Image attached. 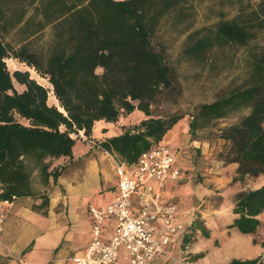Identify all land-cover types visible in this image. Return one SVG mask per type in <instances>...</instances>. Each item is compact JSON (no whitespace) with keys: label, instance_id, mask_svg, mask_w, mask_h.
Wrapping results in <instances>:
<instances>
[{"label":"trees","instance_id":"obj_1","mask_svg":"<svg viewBox=\"0 0 264 264\" xmlns=\"http://www.w3.org/2000/svg\"><path fill=\"white\" fill-rule=\"evenodd\" d=\"M177 0H47L61 17L44 18L36 30L50 24L52 40L45 52L32 49L24 37L16 46L0 37V198L11 200L35 193L32 173L42 182L55 181L59 165L53 158L70 156V132L89 136L93 121L115 120L133 108L145 117L115 135L98 140L101 148L127 163L159 141L181 115H154L151 105L172 83V70L152 35L161 15ZM23 14V13H22ZM17 17V23L27 17ZM22 21V22H23ZM29 34V35H30ZM247 30L235 18L218 20L213 29L189 46L243 42ZM12 55L51 85L57 105L49 103L48 88L27 69L8 71L4 57ZM13 80L23 85L17 90ZM245 108L234 122L219 128L227 142V162L236 174H264V52L252 56L242 81L209 100L194 105L187 123L193 133L235 110ZM22 118L24 121L20 120ZM46 197H44V202ZM264 207V184L236 193L231 224L240 232L254 230ZM221 264H261L259 256L231 258Z\"/></svg>","mask_w":264,"mask_h":264},{"label":"crops","instance_id":"obj_2","mask_svg":"<svg viewBox=\"0 0 264 264\" xmlns=\"http://www.w3.org/2000/svg\"><path fill=\"white\" fill-rule=\"evenodd\" d=\"M59 14L57 5L49 6L42 17H55ZM29 16L30 12L27 9L22 15H17V17ZM5 59H8L10 70L31 69L35 72L32 66L13 56H7ZM39 77L43 76L39 75ZM20 85L21 89L23 85ZM144 117L141 110L133 108L129 112L120 113L115 120L96 119L93 121L89 136L100 140L118 134L124 127L137 123ZM175 124L176 122L164 132L160 141L174 148L177 155L176 145L174 147L169 140L163 138L168 136L175 142L181 140L182 125L178 124L176 128ZM201 144L203 145L204 141H201ZM52 164L59 165V172L55 181L48 179L45 184L46 189L42 191L47 197L43 212L29 206V195L15 197L6 205L5 220L0 235V262L3 257H7L6 264H72L66 257L81 249L88 238V203L103 205L113 196L115 173L111 157L103 151L89 148L80 138L74 139L70 156L60 155L53 158ZM218 167L213 170L211 166L204 165L203 169L208 170L204 172L203 181L206 185L189 183L187 177L176 183L168 182L170 183L168 192L176 196L175 200L184 225L183 229L172 237L171 252L176 246L185 244L184 250L192 255L195 264H221L231 258L245 259L256 256H259L262 264L264 257L260 253L264 249V243L261 239H257V236L264 230V207L255 214L259 221L254 230L240 232L236 226L230 225L233 217L237 215L231 209L234 198L229 201L228 219L224 223H218L221 222V218L215 216L214 212H220V208L206 200L205 195L201 196L213 192L208 182H212L213 188L222 186L220 191H217L220 193L230 190L233 186H236L234 192H241L264 184V174L249 176L244 174L241 179H232L236 174V162L220 164ZM226 168L233 170L228 172ZM87 175H91L93 179L90 196H85L82 202L78 203L79 191L84 187ZM250 176L258 178L259 182L251 185V178H248ZM38 202V198L33 200L34 204ZM132 202L137 205L134 199ZM112 225V219L106 218L103 224L106 235L111 232ZM165 262V257L158 256L149 264ZM114 264H128L123 250L120 251Z\"/></svg>","mask_w":264,"mask_h":264},{"label":"rangeland","instance_id":"obj_3","mask_svg":"<svg viewBox=\"0 0 264 264\" xmlns=\"http://www.w3.org/2000/svg\"><path fill=\"white\" fill-rule=\"evenodd\" d=\"M46 2L47 0H0L1 39L9 45L16 46L28 36L27 42L32 49L45 52L52 40L50 24H44L32 34L30 32L36 30L39 23L45 20L40 17L49 8ZM26 9L30 12V16L17 23V15H22ZM231 18H235L247 30L248 36L243 42H213L200 50L189 47L199 35L211 31L218 20ZM152 40L156 47L162 50L171 67L172 83L156 97L151 105V111L154 115L170 113L181 115L175 121L176 128L178 124L182 125L181 140L175 142L168 136L163 137L174 147L176 145L177 149L176 160L180 171L178 177L171 181L176 183L187 177L189 183L206 185L203 181L204 172L208 170L203 169L204 165L211 166L214 170L219 168L218 165L228 163L225 155L228 144L219 137L218 127L234 122L245 113L246 109L235 110L225 117L213 120L210 124L198 126L193 133L188 131L187 123L194 105L209 101L217 93L242 81L250 69L252 56L264 52V0H177L159 18ZM6 57H4L5 65L8 71H11ZM28 73L48 88L47 101L57 105L47 79L44 76L39 77V74H35L31 69ZM13 85L17 90L21 87L15 80ZM20 120L24 121L22 118ZM201 141H204L203 145ZM226 170L232 172L233 169L226 168ZM248 178L250 179L251 176ZM31 179L34 183L35 196H29L28 204L31 208L43 212L47 200L44 202L46 193L42 191H45L46 183L42 182L36 172L32 173ZM168 182H165L163 188L164 196L175 199V194L168 192L170 184ZM258 182V178H251V185ZM92 183V176L87 175L85 185L79 191L78 203H81L85 196H90ZM208 184L213 192H204L206 194H202L201 197L205 195L206 200L218 205L220 212L214 214L221 218V222L218 223H224L229 215V201L238 192H234L236 186L220 193L217 191H220L222 186L213 188L212 182ZM35 198H38V204L33 203ZM202 205L203 203L200 206ZM257 239H261L264 243V230L258 234ZM184 245L176 246L171 258H167L164 264H195L192 255L184 250L186 249ZM260 254H264V249ZM6 262H8L7 257H3L0 264Z\"/></svg>","mask_w":264,"mask_h":264},{"label":"built area","instance_id":"obj_4","mask_svg":"<svg viewBox=\"0 0 264 264\" xmlns=\"http://www.w3.org/2000/svg\"><path fill=\"white\" fill-rule=\"evenodd\" d=\"M48 86L51 92L50 83ZM70 135L111 157L115 183L107 203H88V238L81 249L66 259L72 264H114L121 250L128 264H149L158 256L171 258L172 237L184 227L176 200L163 196L165 182L176 179L180 171L174 148L159 140L140 151L134 162L127 163L80 129ZM9 201L0 198V235ZM106 218L113 221L108 235L103 229Z\"/></svg>","mask_w":264,"mask_h":264}]
</instances>
